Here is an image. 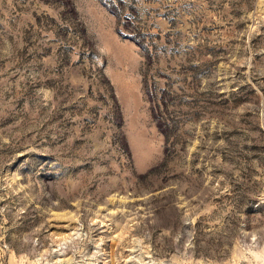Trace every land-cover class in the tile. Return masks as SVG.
Instances as JSON below:
<instances>
[{
	"label": "rangeland",
	"instance_id": "1",
	"mask_svg": "<svg viewBox=\"0 0 264 264\" xmlns=\"http://www.w3.org/2000/svg\"><path fill=\"white\" fill-rule=\"evenodd\" d=\"M0 264H264V0H0Z\"/></svg>",
	"mask_w": 264,
	"mask_h": 264
}]
</instances>
